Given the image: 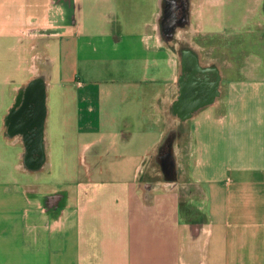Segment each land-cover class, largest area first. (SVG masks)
<instances>
[{"label":"crops","instance_id":"1","mask_svg":"<svg viewBox=\"0 0 264 264\" xmlns=\"http://www.w3.org/2000/svg\"><path fill=\"white\" fill-rule=\"evenodd\" d=\"M164 2L0 0V52L14 50L19 71L0 106V264H264V64L231 75L191 49L219 68L221 91L177 115L181 59L160 27ZM256 4L241 24L260 32ZM200 12L192 0L193 29ZM39 76L46 119L31 153L10 116L33 110L15 104ZM167 113L183 126L174 157L200 192L196 210L179 185L136 183Z\"/></svg>","mask_w":264,"mask_h":264},{"label":"rangeland","instance_id":"2","mask_svg":"<svg viewBox=\"0 0 264 264\" xmlns=\"http://www.w3.org/2000/svg\"><path fill=\"white\" fill-rule=\"evenodd\" d=\"M191 1L165 0L164 12L160 16L163 37L168 40V44H172L177 60H180L191 49L198 52L197 49L199 48L201 52V54L199 53V59L202 64L216 61L222 70L231 71V75L247 74L248 71L254 70L257 61L264 64V46L261 42H264V38L259 37L258 41L256 39L258 33L264 31V19L261 17L263 26L260 32L255 23L253 26L250 22L248 30L244 27L245 25L241 24L244 14L250 12L252 13L250 17H254L259 8L256 7V2L259 3L262 0H193L195 5L201 9L200 14L196 15V21L199 23V27L197 26L196 29L190 26L192 25L189 13ZM208 4H212L211 11H213L212 15L209 16H207ZM170 5L173 6L175 12L171 17L167 10ZM180 13L181 16H179ZM183 18L185 19L183 20ZM16 57V52L11 49L6 54L0 52V106H3L2 94L5 91L7 92L12 83L17 82L16 78L19 76V71L16 72V68L12 69ZM178 72L181 75V63ZM261 72L264 73V65ZM10 101H12L10 96L6 97L4 105L9 106ZM174 114L167 113L168 131L162 137V144H166V146L164 145L156 155L145 160L136 183L140 186L160 183L164 186L167 185L165 187L169 189H176L179 185L184 190L185 206L188 199L191 208L196 210V202L199 199L200 192L193 189L192 181L185 175L184 165L182 166V163L176 165L175 163L174 171L169 175L161 161V153H166V150L172 152L175 156L176 139L183 134L181 121ZM184 128L187 130L186 127Z\"/></svg>","mask_w":264,"mask_h":264},{"label":"water","instance_id":"3","mask_svg":"<svg viewBox=\"0 0 264 264\" xmlns=\"http://www.w3.org/2000/svg\"><path fill=\"white\" fill-rule=\"evenodd\" d=\"M46 88V82L43 76L36 77L30 82H28L26 86L20 90L15 106H22L25 104V102L27 103L29 101L31 102L34 100L37 101L38 106H31L33 110L29 111L26 118L24 119H19L18 113L16 111H12V114L10 116V120L11 122H13L12 127L18 126L19 129H22V132L24 133L25 138L27 139L29 150L31 153L34 151L36 146H39V144H41L40 142L43 138V128L46 119L47 106ZM194 92L195 86L193 83H190L189 86L186 88L185 97L182 98L183 102L181 104L184 103L185 105L180 106V112H189L191 109L194 110L199 107L192 105L193 102L191 100V96L194 94ZM164 145L166 146V144H162L161 148H163ZM170 154L173 153L169 152L168 154H165V156H161V158L163 159V157H165L166 161H168L167 158L170 156ZM165 168L169 175L174 171V167L171 168V165L169 164H166Z\"/></svg>","mask_w":264,"mask_h":264},{"label":"flooded vegetation","instance_id":"4","mask_svg":"<svg viewBox=\"0 0 264 264\" xmlns=\"http://www.w3.org/2000/svg\"><path fill=\"white\" fill-rule=\"evenodd\" d=\"M172 8V5L169 6ZM170 10V9H169ZM171 17V16H170ZM181 75L179 77V99L177 105H185L183 99L185 97L186 88L190 83L195 86V92L191 96L193 106H206L209 105L220 94V85L222 81V75L218 67H205L198 64L197 61L186 53L181 58ZM22 106H38L36 100L25 102ZM34 108V107H33ZM168 151L166 150L165 154Z\"/></svg>","mask_w":264,"mask_h":264},{"label":"bare ground","instance_id":"5","mask_svg":"<svg viewBox=\"0 0 264 264\" xmlns=\"http://www.w3.org/2000/svg\"><path fill=\"white\" fill-rule=\"evenodd\" d=\"M174 14H175L174 10L172 11L170 9L169 10V15L170 16H173ZM175 105L177 106V102H174V111L178 115L179 113H177ZM172 108H173V106H172ZM180 113L182 115H184V111L183 112H180ZM179 116H181V115H179ZM161 156H165V153H161ZM167 159H168V161H166L165 157H163V159L161 161L163 162L164 165H166V164L168 165L169 164V165H171V168H173L174 165H175V157H174V154H170V156ZM165 161H166V164H165ZM166 168H167V166H166Z\"/></svg>","mask_w":264,"mask_h":264}]
</instances>
